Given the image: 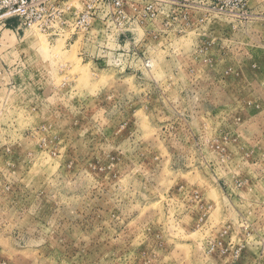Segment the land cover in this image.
Instances as JSON below:
<instances>
[{"label": "rangeland", "instance_id": "374dc122", "mask_svg": "<svg viewBox=\"0 0 264 264\" xmlns=\"http://www.w3.org/2000/svg\"><path fill=\"white\" fill-rule=\"evenodd\" d=\"M176 1L140 75L0 24V264H264V0Z\"/></svg>", "mask_w": 264, "mask_h": 264}, {"label": "built area", "instance_id": "2783aa9c", "mask_svg": "<svg viewBox=\"0 0 264 264\" xmlns=\"http://www.w3.org/2000/svg\"><path fill=\"white\" fill-rule=\"evenodd\" d=\"M175 4L176 0H0V24L17 18L25 28L78 42L79 55L87 63L140 75L154 61L152 42L172 33Z\"/></svg>", "mask_w": 264, "mask_h": 264}]
</instances>
